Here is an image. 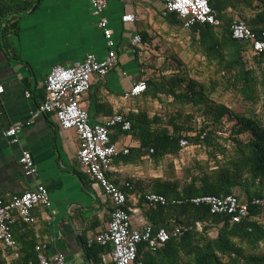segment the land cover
<instances>
[{"label": "crops", "instance_id": "obj_1", "mask_svg": "<svg viewBox=\"0 0 264 264\" xmlns=\"http://www.w3.org/2000/svg\"><path fill=\"white\" fill-rule=\"evenodd\" d=\"M165 1L107 0L104 15L113 30L117 64L106 76H93L81 101L91 123H102L120 114L131 126L135 120H145L151 129L166 127L170 115H160L162 120L153 122L163 108L149 91L129 100L124 93L144 76L170 77L181 69L195 75L203 68L200 64H204V56L195 51L188 30L161 15ZM225 10L226 15H233L231 6ZM129 13H134L136 20L122 21V16ZM97 23L98 16L87 0H0V85L4 87L0 94V199L6 201L41 184L56 212L53 220H48L50 210L37 205L32 224H13L11 231L18 248L15 251L0 246V264L34 260L33 247L38 243L46 244L44 254L48 259L63 253L72 264H114L109 246H101L103 251H99L96 261L92 256L95 245H87L89 238L107 226L112 204L101 189L92 186L82 169L75 130H60L52 113L32 117L44 99V81L51 67L71 65L88 53L106 55L105 38ZM137 33L141 42L133 47L130 42ZM202 119L197 117L192 125L199 126ZM15 124L23 127L19 142L11 143L4 131ZM167 128L172 131L170 126ZM109 138L119 153L107 175L125 188L131 186L127 188L128 208L134 209L131 226L151 224L139 196L144 191L154 192V187L163 182L175 181L169 174V162L154 160L135 130L117 125ZM125 148L127 154L122 152ZM24 150L32 155L37 167L35 176L23 172L19 158ZM181 155L171 157L176 168L182 163Z\"/></svg>", "mask_w": 264, "mask_h": 264}, {"label": "trees", "instance_id": "obj_2", "mask_svg": "<svg viewBox=\"0 0 264 264\" xmlns=\"http://www.w3.org/2000/svg\"><path fill=\"white\" fill-rule=\"evenodd\" d=\"M208 3L223 24L221 20L218 26L194 23L187 29L195 51L204 56L199 74L181 69L170 77H142L147 84L145 92L149 91L164 111L156 114L153 122L159 123L160 115L170 118L166 127L151 129L149 121L135 120L131 129L139 133L143 147L153 149L150 155L154 160L167 159L169 174L175 178L153 191L181 202L151 206L145 200L146 191L138 196L155 228L170 230L180 224L187 231L155 252L145 243L139 244L133 264H264V206L252 203L264 197V53L253 55L248 43L232 38L230 32L234 19L245 21L256 33L263 31L264 0ZM227 6L234 9L233 15H226ZM161 15L183 28L174 11L163 8ZM218 90L221 95L234 93L237 102L218 101L214 97ZM163 97L171 100L166 102ZM197 117L203 119L194 127ZM181 138L189 143L185 149L179 144ZM198 150L206 155L208 165L191 159L189 165L182 162L176 168L171 159L181 153L192 158ZM184 169L186 173L179 177ZM228 194L247 204L248 214L239 222L226 213H211L206 203L190 201L202 195ZM198 222L201 230L196 227ZM94 245L99 247L92 248L97 261L103 249Z\"/></svg>", "mask_w": 264, "mask_h": 264}, {"label": "built area", "instance_id": "obj_3", "mask_svg": "<svg viewBox=\"0 0 264 264\" xmlns=\"http://www.w3.org/2000/svg\"><path fill=\"white\" fill-rule=\"evenodd\" d=\"M87 2L93 14L98 16L97 25L105 38L107 53L104 57L88 53L83 59L71 65L51 67L44 81V99L32 117L39 113H52L60 130H75L78 137L77 158L82 169L88 174L92 186L101 189L110 198L112 204L107 226L89 238L87 245L91 246L96 243L109 246L114 264H133L137 257L139 244L145 243L150 251L155 252L171 238L182 236L187 231V227L179 224L169 230L163 226L155 228L150 223H141L139 228H133L131 212L134 209L125 208L127 200L125 187L115 183L107 175L111 163L119 153L116 146L110 142V131L117 125H120L123 130H130L131 123L120 114H114L102 123H91L88 111L81 105L84 95L91 86L93 76L104 77L117 64L116 44L112 37L113 30L109 26L108 18L104 15L107 0H87ZM164 8L177 13L185 29L194 23L214 26L221 23L208 0H166ZM135 20L134 13L122 16L124 22ZM230 32L232 38L247 42L253 55L264 53V30L256 33L245 21L234 19L230 25ZM140 42L141 36L137 33L131 39L130 44L134 47ZM146 89L147 84L143 79L135 81L124 93V98L129 100L139 96ZM3 92L4 87L0 85V94ZM26 96H30V93L26 92ZM22 127V124L10 126L4 131V135L11 143H18ZM179 144L184 149L189 145L184 138L180 139ZM152 151L153 149H150V152ZM122 152L127 154L129 150L125 148ZM19 161L26 176L37 174V167L29 151L24 150ZM126 188H131V186L127 184ZM144 197L151 206L181 202L175 199L169 200L164 195L155 192H147ZM190 201L195 204L206 203L210 206L211 213H226L231 216L233 222H239L248 214L247 204L241 203L233 194L202 195L191 198ZM252 203L264 206V197L255 198ZM37 205L50 210L47 218L52 221L56 212L51 209L50 197L44 185L38 184L31 190L12 195L6 201L0 199V246L3 249L17 250V242L13 237L11 226L17 222L32 224L35 221L33 209ZM196 227L201 230L199 222L196 223ZM45 247V243L36 244L34 246L35 259L25 264H72L63 253H58L52 259H48L44 254Z\"/></svg>", "mask_w": 264, "mask_h": 264}, {"label": "rangeland", "instance_id": "obj_4", "mask_svg": "<svg viewBox=\"0 0 264 264\" xmlns=\"http://www.w3.org/2000/svg\"><path fill=\"white\" fill-rule=\"evenodd\" d=\"M234 93H232V94H227V93H224L223 95H221L220 94V90H218L217 91V93L214 95V97L218 100V101H223V102H227L228 104H231V105H234V100L237 102V98H236V95L234 96L233 95ZM163 110V109H162ZM160 111V110H159ZM162 112V111H161ZM164 112V111H163ZM181 157L183 158L182 159V162H184L183 163V165H189L190 163V160L191 161H193V162H195V161H198V162H201V163H207V157H206V155L203 153V151H200V150H198L197 151V154L195 155V156H192V158H191V156L190 155H188L187 156V154H184V155H181ZM196 159V160H195ZM195 160V161H194ZM207 160V161H206ZM168 163V162H167ZM178 163V162H177ZM166 164V163H165ZM168 165V164H167ZM207 165H208V163H207ZM209 166H210V164H209ZM169 167V166H168ZM186 169V168H185ZM182 170V173H180L179 174V177H181V176H184V174L186 173V170Z\"/></svg>", "mask_w": 264, "mask_h": 264}]
</instances>
